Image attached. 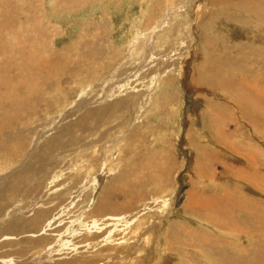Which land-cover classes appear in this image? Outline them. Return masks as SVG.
Masks as SVG:
<instances>
[{
  "label": "rangeland",
  "instance_id": "1",
  "mask_svg": "<svg viewBox=\"0 0 264 264\" xmlns=\"http://www.w3.org/2000/svg\"><path fill=\"white\" fill-rule=\"evenodd\" d=\"M222 6L211 0H0V60L16 69L23 55L37 53L59 68L57 77L42 71L41 80H50L40 81L43 90L30 98L19 85L11 94L0 88L8 102L1 104L18 105L0 109V264H53L64 250L71 256L86 244L80 237L95 231L93 220L103 218L96 204L106 187H116L112 201L132 197L118 217L130 230L139 229L145 206L154 207L158 225L146 264H221L228 257L246 264L264 257V0L262 9H247L256 18ZM17 47L24 53L13 52ZM218 63L219 73L211 70ZM121 99L126 102L114 105ZM106 105L111 122L93 131L75 124L88 108ZM51 139L59 145L42 162L41 180L38 165H27ZM22 171L27 178L35 174L21 184ZM156 172L160 176L152 179ZM127 173L140 176L138 186L125 181ZM152 198L158 203L150 204ZM194 203L203 215L191 212ZM39 209L51 210L31 228ZM245 217H253V230L234 231ZM187 225L223 252L215 249L206 259L197 249L195 261L184 244L168 243ZM229 226L233 234L222 235ZM37 237L45 241H32Z\"/></svg>",
  "mask_w": 264,
  "mask_h": 264
},
{
  "label": "bare ground",
  "instance_id": "2",
  "mask_svg": "<svg viewBox=\"0 0 264 264\" xmlns=\"http://www.w3.org/2000/svg\"><path fill=\"white\" fill-rule=\"evenodd\" d=\"M68 1V0H67ZM213 3H216L218 4V6L221 4V5H226V6H222V7H227V8H230L232 7V9H235L234 12H236L235 14L239 13L240 16L241 14L243 13L244 14V17L245 15L249 18H256V16H258L257 14L253 13V12H250L249 10L247 9H262V8H259L258 6V3L259 1L261 2L262 0H211ZM235 2V3H239L236 8L232 6H229V2ZM211 4V3H210ZM232 4V3H231ZM230 4V5H231ZM215 7V6H214ZM219 8V7H218ZM226 8V9H227ZM219 10V9H218ZM217 10V11H218ZM262 11V10H261ZM220 12V10L218 11ZM231 13V12H229ZM228 13V14H229ZM233 13V12H232ZM234 14V13H233ZM220 15V14H219ZM256 15V16H255ZM233 16V15H232ZM232 16L230 15L229 17L232 18ZM235 16V15H234ZM245 17V18H247ZM260 17V16H258ZM6 19V18H5ZM233 19V18H232ZM236 20V19H235ZM238 20V19H237ZM241 20V19H240ZM239 20V21H240ZM244 20V19H243ZM250 20V19H249ZM255 20V19H254ZM259 19L257 18V21ZM244 21H247V20H244ZM7 22V21H6ZM13 22V21H11ZM10 22V23H11ZM235 22V21H234ZM233 22V23H234ZM262 22V21H261ZM239 23V22H238ZM243 23V22H242ZM5 24V23H4ZM0 25H1V29H0V33H3L4 34V29H3V23L2 21L0 22ZM16 25V24H15ZM7 26V25H6ZM8 26H10L8 24ZM20 26V25H19ZM17 27V25H16ZM21 27V26H20ZM18 28V27H17ZM204 28V27H203ZM9 29V28H8ZM8 31V30H7ZM7 31H5L6 33H8ZM10 33V31H9ZM23 34V33H22ZM10 35V34H9ZM1 37V36H0ZM211 37V36H209ZM19 39V38H18ZM17 39V40H18ZM212 39V37L210 38ZM14 40V38L12 39ZM16 40V41H17ZM15 41V42H16ZM208 41L209 42V39H205V42ZM13 42V43H15ZM21 42V41H20ZM207 42V43H208ZM12 43V42H11ZM204 43V42H203ZM205 43V44H207ZM16 44V43H15ZM36 45V44H35ZM203 45V44H202ZM209 45V44H208ZM220 45V44H219ZM9 46V45H8ZM22 47V46H21ZM210 47V46H209ZM20 48V47H19ZM9 49V48H7ZM22 50V48H21ZM21 50H18V47H17V50H13V52H18V53H24L23 51ZM8 51V50H7ZM26 51V50H25ZM0 52L1 53H4L2 49H0ZM7 53V52H6ZM18 53H16V55H18ZM15 54V53H14ZM7 57L10 56V54H6ZM28 55V54H27ZM24 56L20 59V58H17V62L15 63H18V59H20L19 61H21L20 63H18L19 67L16 68V69H12L11 67L12 66H9L10 64H13L10 62L9 65H5L4 62V57L1 58L0 60V88L2 86L5 87V89L8 90L9 94H11L14 89L19 85L22 89L23 92H25V96L27 98H30L32 95L34 94H37V93H40L42 90H43V83L41 84L40 81H43L44 83L46 82L47 78L48 80H50V77L48 75L46 76H43L42 80H41V74H42V71L44 69H46V71L49 73V75L51 76L53 74V76L55 75V77L58 76L59 74V68H57V65H56V61H52V60H48V57L47 56H44L41 57L39 54H31L32 57L30 56ZM30 55V53H29ZM40 56V58H39ZM209 56V55H208ZM211 59L212 55L209 56ZM44 58V59H43ZM46 58V60H45ZM207 58V57H206ZM215 58V57H214ZM7 59V58H6ZM43 59V61H42ZM67 59V58H65ZM9 59H7L8 61ZM212 60H213V57H212ZM38 61V62H37ZM66 61V60H65ZM209 61V60H208ZM215 61V60H214ZM213 61V62H214ZM218 61V60H217ZM7 63V62H6ZM64 63V62H62ZM212 63V62H211ZM212 66V65H211ZM17 67V66H16ZM218 67H220V64L218 63L216 66L214 65V68L211 67V70L216 71L219 73V70H218ZM210 70V69H209ZM221 70V69H220ZM212 73V72H211ZM73 74V73H72ZM72 74H70V76H72ZM210 75V74H209ZM214 75V74H213ZM217 75V73H216ZM52 77V76H51ZM52 81V80H51ZM53 82V81H52ZM223 85V84H221ZM224 86V85H223ZM262 90V88H261ZM44 93V92H43ZM234 93V92H233ZM257 93V92H256ZM259 93V92H258ZM236 94V93H235ZM234 94V95H235ZM237 96V95H236ZM126 102L125 99H121L117 102H114V105L117 104V103H124ZM1 103H8L6 102L5 100H3L1 98V95H0V109H3V108H6V107H10V108H14V109H17L18 110V105H13V106H6V105H3ZM113 105V104H112ZM108 106L110 105H106V106H102V107H98L97 109H91V108H88L80 117V120H78L75 124L77 125H80L84 130H87V131H93V129H97L99 124L101 123H107V122H111V118H112V114L113 112H110L109 115L107 116V119H105V112L107 111L108 109ZM18 112V111H17ZM16 112V113H17ZM15 113V114H16ZM114 116V115H113ZM128 117H124L122 115L121 117V121L120 123L121 124H125L126 121H127ZM125 128V127H124ZM134 132L136 130H133ZM132 131V132H133ZM136 133H133L132 136H135ZM55 140L54 139H51L49 141V143H46L45 146L42 145V147L38 150H36L33 154H32V157L27 165V167H29L31 164H37L38 167V174L36 175V178L37 176H41L40 179L43 180L46 176L45 173L41 172L40 169L43 168V161L48 159L54 150H57V149H54V145L58 147L59 143H54ZM66 143H62V145H64ZM154 166V165H153ZM26 167V168H27ZM155 168L159 169L160 170V166L159 165H156L154 166ZM132 171H135L136 170V167H133L131 168ZM146 170V169H145ZM137 173L141 176V178L143 177H147V171H139V170H136ZM155 171V170H154ZM122 172V171H121ZM128 172V171H126ZM149 172V171H148ZM152 172V171H151ZM160 172V171H159ZM159 172H156L155 174H152V179L155 178L156 176H160V173ZM124 173V172H123ZM35 173L31 174V177L34 175ZM120 175V174H119ZM124 178H125V181H130V184L132 185H137L139 184V179H140V176H133L129 173L127 174H123ZM31 177H26V174H25V171H22L19 173V181L21 184L25 183V180L26 179H30ZM74 177H81V174H78V175H74ZM122 177V178H123ZM121 178V176H120ZM121 178V179H122ZM160 178V177H159ZM33 179V178H32ZM210 179V178H209ZM124 181V182H125ZM156 182V180H155ZM40 183H42L40 181ZM210 183V182H209ZM123 184V183H122ZM125 185V184H124ZM123 185V186H124ZM127 186V185H126ZM138 186V185H137ZM220 186V185H219ZM251 186V185H249ZM74 186H70L68 188H66V190L64 191H61L60 194H66V192H68L69 188H73ZM106 187L105 189H103V191L101 192V195H100V199L99 201L97 202L98 205L96 204L97 207L99 208H102L105 212L103 214V218H100L98 220H93L95 222H93L92 226L95 228V231H93L92 235L90 236V233L88 234H84L82 237H80V241H83L84 243H86L85 245L83 246H77L76 250L74 251L75 253H73L71 256L70 255H65V254H68L69 252L64 250L62 251L61 253H58L60 254V257H57L55 258L54 260V263L53 264H146V262H148V259L147 256L145 255V252H146V249L147 247L150 245V243L152 242L153 240V235H152V232L155 231L157 225H158V219L156 217H154V214H152V209L154 208L152 205H148V206H145V212L143 213L142 217L140 218V226H139V229L138 230H130L126 225V218L125 217H121V218H118L121 214H125L127 209H128V206H129V203L132 199V197L130 196H126L124 197V200H121L120 202H115V201H112L111 199V196L112 193H116V187ZM115 190V191H113ZM119 190H122V189H119ZM204 190V189H203ZM11 191H16V189H13ZM132 192V191H135V188L134 189H128V192ZM252 191V190H251ZM137 192V191H135ZM208 192V191H207ZM204 193V191H203ZM238 193V191H237ZM236 193V195H237ZM139 194V193H138ZM137 193L133 194L134 196L138 195ZM229 194V193H228ZM241 194V193H240ZM244 194V193H243ZM104 195V196H103ZM227 195V194H226ZM231 195V194H230ZM229 195V196H230ZM242 195V194H241ZM101 196L105 197V198H102ZM196 193H195V197H196ZM202 196V195H201ZM228 196V195H227ZM228 196V197H229ZM235 196V194H234ZM244 196V195H242ZM192 197V196H191ZM205 196L203 195L202 198H199V195L197 196V199H204V200H207L204 198ZM216 197V196H214ZM233 197L232 195L230 196V198ZM217 198V197H216ZM219 198V197H218ZM236 198V197H234ZM209 199V198H208ZM213 199V197H212ZM226 199V196L225 198ZM223 197H222V202H224L223 200ZM241 199V198H240ZM250 199V198H249ZM194 200V199H192ZM196 200V199H195ZM194 200V202H195ZM211 200V199H209ZM215 200V199H214ZM229 200V199H227ZM231 200V199H230ZM197 201V200H196ZM199 201V200H198ZM218 200H216L217 202ZM246 201V200H245ZM201 202V201H200ZM203 202V201H202ZM206 202V201H205ZM204 202V203H205ZM214 202V201H213ZM220 202V201H219ZM229 202V201H228ZM233 202V201H232ZM231 202V203H232ZM241 202V201H240ZM249 202V201H248ZM156 204L158 203V199L157 198H152L151 201H150V204ZM187 206H188V210H189V204L191 205L190 201L187 202ZM237 203V202H236ZM210 204H211V201H210ZM217 204V203H216ZM243 204V203H242ZM241 204V205H242ZM250 204V203H249ZM198 205V204H196ZM208 205V204H207ZM212 205V204H211ZM210 205V206H211ZM221 206V204H219ZM225 205H227L225 203ZM236 205V204H235ZM240 205V204H239ZM248 204H245L242 205V206H246ZM252 205V204H251ZM257 205V204H256ZM259 205V204H258ZM257 205V206H258ZM192 206V205H191ZM194 207H190V210L191 212H198L199 214H202L203 212H200V208L198 209V206H195V203L193 204ZM206 206V204H205ZM209 206V207H210ZM228 206V205H227ZM226 206V207H227ZM232 206V205H231ZM234 206V205H233ZM255 206V203L254 205ZM202 207V206H200ZM223 208V206H221ZM225 207V208H226ZM240 207V206H238ZM246 210H249L248 207H251L250 205L246 206ZM220 208V207H219ZM224 208V209H225ZM228 208V207H227ZM232 208L234 207H231V212H232ZM253 209H255L254 207H252ZM204 209V208H203ZM209 209V208H208ZM258 209V207H257ZM51 209H39L35 212V221L32 219L28 222V226L31 227V228H34L38 226V220L37 218L39 217H43L45 216L46 214L49 213ZM206 210V209H204ZM210 210V209H209ZM218 210V209H217ZM222 210V209H221ZM228 210V209H226ZM224 210V211H226ZM230 210V209H229ZM213 211V210H212ZM236 211V210H235ZM243 211V210H242ZM254 211V210H253ZM206 212V211H205ZM230 212V211H228ZM228 212H227V215H228ZM230 212V213H231ZM261 212V211H259ZM258 212V213H259ZM208 213V212H207ZM234 213V211H233ZM253 213V212H252ZM225 214V213H223ZM243 214V212H242ZM105 215V216H104ZM203 215V214H202ZM201 215V216H202ZM205 215V214H204ZM210 215V213H209ZM208 215V216H209ZM212 215V214H211ZM222 215V214H221ZM220 215V216H221ZM238 214H236V217H237ZM258 215V214H257ZM208 216H204V218H208ZM231 216V215H230ZM228 216V217H230ZM240 216V215H239ZM238 216V217H239ZM251 216V215H250ZM259 216V215H258ZM102 217V216H101ZM227 217V218H228ZM262 217V216H261ZM223 219V216L221 217ZM226 218V216H225ZM233 218V217H232ZM246 218V217H245ZM250 218H253V217H247L244 221L241 222V225H236L237 227H239V229H236L234 231H243L245 232V229L249 228L250 231L253 230V226L249 225L250 223H252L251 219ZM199 219V218H198ZM212 220V216L211 218L209 217V220ZM205 220V219H204ZM226 220V219H225ZM228 220V219H227ZM207 221V220H206ZM213 221V220H212ZM223 221V220H222ZM230 222V219L228 220ZM264 221V220H263ZM117 222H121L122 224H124V228L121 230V231H118V230H114L112 228V225L116 226L117 225ZM236 222V221H235ZM224 223V222H223ZM225 224V223H224ZM240 224V223H239ZM192 225V224H191ZM206 225V224H205ZM231 225V224H230ZM170 226V225H169ZM210 226V225H209ZM226 226V224H225ZM248 226V227H246ZM264 226V225H263ZM262 226V227H263ZM191 226H185L184 229L180 228V229H176L175 231H173L174 234L170 235L168 237V243H173V242H180L181 244H184L185 245V248L187 249V251H189V253L191 252V257L192 259H194L196 261V258H199L200 256L198 255V252H197V249H199L205 256V258H209L211 252L213 251V254L215 253L214 250L215 249H218L216 246H213L212 244H209L208 242V236L205 235V234H199L197 236H195V233L194 234V231H193V227H191V229H189ZM214 227V225H213ZM232 226H229V227H225V229L223 228V230L225 232H222L221 234L222 235H228V234H233V230L231 229ZM234 227V226H233ZM232 227V228H233ZM112 228V229H111ZM193 228V229H192ZM203 228V227H202ZM208 228V227H207ZM216 228V226H215ZM213 228V229H215ZM222 228V227H221ZM245 228V229H244ZM209 229V228H208ZM19 230L21 232H23V227H20ZM59 229H57L58 231ZM200 231V230H199ZM202 231H205L202 230ZM201 231V233H202ZM213 231V230H212ZM219 231V230H218ZM165 232V231H164ZM168 232V231H167ZM214 232V231H213ZM254 232V231H253ZM252 232V233H253ZM260 232V231H259ZM170 233V231H169ZM172 233V232H171ZM170 233V234H171ZM205 233V232H204ZM208 233V231H207ZM256 233V232H255ZM72 234H75V233H72ZM259 234V233H257ZM77 234H75L76 236ZM152 235V237H151ZM168 235V233L166 234V236ZM251 235V234H250ZM254 236V235H253ZM216 237V236H215ZM257 237V235L255 236ZM231 239V237H228V239ZM54 237L51 238V244H52V241H54ZM252 239V238H251ZM255 239V238H254ZM217 240V239H215ZM36 243H43L45 241V239H43L42 237H37L36 239L32 240ZM197 241H200L198 243H196ZM221 242V241H220ZM231 242V241H230ZM47 243V242H46ZM77 243H81V242H77ZM139 243H141V245H139ZM217 243H219V241H214V245H217ZM260 243V242H258ZM262 243H263V240H262ZM10 245V244H8ZM41 245V244H40ZM172 245V244H171ZM170 245V250H172L171 247H174L173 245L171 246ZM197 245V246H196ZM233 245V244H232ZM231 245V246H232ZM176 246V245H175ZM180 246V245H179ZM73 247V246H72ZM224 248V247H223ZM222 248V249H223ZM231 248H234V247H231ZM231 248H227V250H230ZM236 249V248H234ZM180 250V249H179ZM191 250V251H190ZM219 250V249H218ZM225 250V249H224ZM25 251V250H24ZM136 252H139V254H141V252L143 254L139 255L138 257L136 258H133L132 257V254ZM167 251V250H166ZM173 251V250H172ZM182 251V250H181ZM186 251V250H185ZM183 251V252H185ZM186 251V252H187ZM220 251V250H219ZM238 251V250H237ZM169 252V251H168ZM185 252V253H186ZM220 252H223V251H220ZM239 252V251H238ZM171 253V252H170ZM188 253V252H187ZM216 253L219 255L218 251H216ZM14 254L17 255V257H21L23 256L24 254L23 253H20L19 251H16ZM71 254V253H70ZM63 255V256H62ZM185 257L187 255H184ZM202 256V255H201ZM263 256V255H262ZM228 257V256H227ZM261 257V256H260ZM258 257L260 261H263L264 260V257ZM186 258H189V257H186ZM189 258V260H190ZM222 258V257H221ZM232 257H228L227 260H224L222 258L221 261V264H232V260H230ZM258 258H252V260H248L250 262H247L246 264H258L257 261H258ZM191 259V260H192ZM236 259L238 261H241L243 260L244 258L242 257H236ZM59 260V261H57ZM204 260V259H203ZM219 260V259H218ZM21 261V260H20ZM189 262V261H188ZM191 262V261H190ZM23 264H28V263H24L22 262ZM191 264V263H190ZM195 264V263H193ZM235 264H238L235 263Z\"/></svg>",
  "mask_w": 264,
  "mask_h": 264
}]
</instances>
